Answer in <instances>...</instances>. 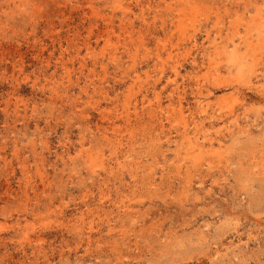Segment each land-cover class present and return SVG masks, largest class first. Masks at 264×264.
<instances>
[{
	"label": "rangeland",
	"instance_id": "374dc122",
	"mask_svg": "<svg viewBox=\"0 0 264 264\" xmlns=\"http://www.w3.org/2000/svg\"><path fill=\"white\" fill-rule=\"evenodd\" d=\"M0 264H264V0H0Z\"/></svg>",
	"mask_w": 264,
	"mask_h": 264
}]
</instances>
